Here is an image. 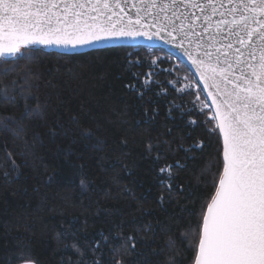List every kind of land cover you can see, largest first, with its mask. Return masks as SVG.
I'll use <instances>...</instances> for the list:
<instances>
[{
	"label": "trees",
	"instance_id": "trees-1",
	"mask_svg": "<svg viewBox=\"0 0 264 264\" xmlns=\"http://www.w3.org/2000/svg\"><path fill=\"white\" fill-rule=\"evenodd\" d=\"M133 50L107 48L75 55L45 51L20 58L7 75H0L2 87L29 72L27 103L30 108L42 106L39 114L22 121V131L0 132V264H7L20 244L30 248L37 264L70 260L76 264L77 255L56 238L68 230L87 251L85 264L97 258L89 247L102 235L121 249L127 264H136L141 253L153 248L157 250L153 264H167L172 255L177 264H189L192 251L181 233L195 224L200 204L213 190L211 175L201 179L217 156L215 137L209 135L206 123L209 113L199 111V101L193 110L197 80L193 76L192 89H184L190 81L183 79L188 73L179 59L163 48L141 46L132 59L138 56L145 62L130 66L125 53ZM155 57L162 58L151 69L159 84L141 96L143 80L133 73L142 77ZM3 67L0 60V71ZM178 78L180 94L167 84ZM161 87H167L166 95H157ZM173 104L183 105L184 114L176 109L169 114ZM24 107L20 96L14 104L0 101V116L19 117ZM86 129L91 137L80 135ZM201 141L203 148L184 151ZM148 143L153 145L151 152ZM177 162L182 167L172 169L169 192L162 183L168 176H161L159 169ZM82 178L87 184L83 188ZM149 222L154 233L137 231ZM117 233L136 237L132 255L123 252ZM169 237L174 248L167 246ZM100 251L107 264L110 249Z\"/></svg>",
	"mask_w": 264,
	"mask_h": 264
},
{
	"label": "snow or ice",
	"instance_id": "snow-or-ice-1",
	"mask_svg": "<svg viewBox=\"0 0 264 264\" xmlns=\"http://www.w3.org/2000/svg\"><path fill=\"white\" fill-rule=\"evenodd\" d=\"M144 41L149 42V48L162 41L182 49L181 55L190 61V65H183L188 73L183 79L190 81L184 89H192L194 68L199 81L194 82L193 110L198 101L199 111L207 110L208 132L217 144V156L201 176L211 175L213 190L200 204L195 224L190 223L189 230L181 233L192 251L189 264H264V0H0V60L6 65L0 75H7L20 58L44 54L47 49L75 55L86 54L84 50L131 48L134 50L125 53L127 64L141 66L145 61L132 57ZM161 60L153 58L142 77L133 73L143 80L139 95L159 84L151 69ZM180 83L179 78L167 81L178 94L183 91L177 87ZM30 88L29 72L0 87V101L14 104L17 96L25 100L19 117L0 116V132L22 131V121L41 112L39 103L35 108L27 103ZM167 91L161 87L157 95ZM204 91L207 97L202 101ZM183 108L170 105L169 114L176 109L183 115ZM189 123L195 125L196 121ZM80 135L91 137L92 133L86 129ZM203 146L201 141L184 151ZM146 148L151 152L153 145L148 143ZM156 159H160L159 153ZM12 167H16L14 160ZM174 167L182 165L177 162L159 169L161 176H168L162 183L169 192ZM8 175L4 173L6 178ZM80 186H87L83 178ZM163 201L162 195L161 205ZM137 231L147 234L156 229L149 222ZM56 238L64 249L70 248L77 255L76 264H85L88 253L75 232H58ZM115 239L123 241L125 254L135 252L134 235L117 233ZM166 243L174 248L171 237ZM18 247V253L8 256L7 264H37L30 248L24 244ZM102 247L110 249L107 264H127L121 249L104 235L89 247L97 257L91 264H104ZM154 255L155 248L141 253L136 264H153ZM167 264H177L175 255Z\"/></svg>",
	"mask_w": 264,
	"mask_h": 264
},
{
	"label": "water",
	"instance_id": "water-1",
	"mask_svg": "<svg viewBox=\"0 0 264 264\" xmlns=\"http://www.w3.org/2000/svg\"><path fill=\"white\" fill-rule=\"evenodd\" d=\"M148 45H149V42L148 41H144L143 46L148 47ZM156 47L163 48L164 50H166L168 53L172 54L176 58L179 56L180 57L179 58L180 62L183 61V64L190 65V61H188L186 57H183L181 55L182 49L181 50L173 49L170 45H165L162 41H157V42H155V43H153L151 45V48H156ZM45 51H55V52H57V50H55V49H47ZM86 51H89V50H84V52H86ZM192 71H193V76L195 77V79L197 81H199V76L198 75H195V69L194 68H193ZM200 88L201 89L203 88V85L202 84H200ZM203 95H204V98H206L207 97V92L204 91L203 92ZM206 102L209 103V104H211V100H207ZM213 111H214V109H213ZM16 264H20V262H18Z\"/></svg>",
	"mask_w": 264,
	"mask_h": 264
}]
</instances>
